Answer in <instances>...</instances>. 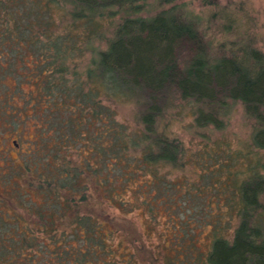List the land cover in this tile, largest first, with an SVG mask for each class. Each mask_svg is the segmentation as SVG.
Listing matches in <instances>:
<instances>
[{
  "label": "trees",
  "instance_id": "16d2710c",
  "mask_svg": "<svg viewBox=\"0 0 264 264\" xmlns=\"http://www.w3.org/2000/svg\"><path fill=\"white\" fill-rule=\"evenodd\" d=\"M148 1L0 0V81L13 79L10 98L24 104L26 118H31L27 104L33 114L43 109L71 116L54 118L56 135L48 138L53 154L45 155L46 163L36 161L30 169L25 161L19 171H36L42 201L28 200L25 212L36 219L30 228L20 224L21 217L9 220L0 214V264H135L133 252H118L119 245H112L117 232L109 221L80 212L87 206L83 195L88 180L97 182L96 194L107 189L109 207L121 212L130 203L116 200L113 178L101 179L89 159L70 161L77 144L93 158L104 156L121 176L134 161L141 168L174 166L185 150L162 126L174 102L192 106L195 127L218 130L233 102L253 121L252 146L264 149V53L247 40L214 45L200 29L199 18L187 13L180 0H157L154 15H134ZM54 9L63 11L60 19ZM119 12L120 20L105 36L102 21ZM57 19L70 24L62 34ZM78 24L92 29L89 35L103 39L106 46L83 74L70 69L71 60L80 57L70 28ZM23 85L35 91L24 92ZM102 96L134 104L141 126L138 136L124 138L114 129V112L100 105ZM77 116L83 118H73ZM99 116L109 124L101 142L100 137L86 136L92 118ZM234 190L237 200L228 205L237 220L233 231L215 224L203 250L183 233L176 245L187 246H174L182 258L190 257L194 264H264V176L250 171Z\"/></svg>",
  "mask_w": 264,
  "mask_h": 264
},
{
  "label": "rangeland",
  "instance_id": "374dc122",
  "mask_svg": "<svg viewBox=\"0 0 264 264\" xmlns=\"http://www.w3.org/2000/svg\"><path fill=\"white\" fill-rule=\"evenodd\" d=\"M180 1L187 13L199 18L200 29L214 45L247 40L264 53V0ZM158 9L157 0H149L143 10L134 15L149 17ZM54 12L60 19L63 11L54 9ZM121 15L119 12L114 18L102 21L101 31L105 36H110ZM59 19L57 22L62 34L70 24ZM70 28L77 36L75 39L78 41L74 44L80 49V57L71 60L70 69L83 74L96 57V52L105 50L106 46L103 39L89 35L92 29L86 25L78 24L76 28ZM87 35L90 39H86ZM55 67L53 65L50 70L53 71ZM67 79L70 81V77ZM13 85L11 78L0 81V214H5L8 219L15 215L21 217L20 224L24 225L25 222L30 228L36 219L32 212L27 214L25 209L30 201L40 204L42 197L37 190L36 171L21 175L19 171L27 165L25 161L30 169L36 161L46 163L45 155L53 154V144L48 138L56 135L52 130L54 118L62 120L71 116L64 113L56 116L43 109L33 114L31 104H27L26 113L31 118H26L22 112L24 104L16 97L10 98ZM22 88L24 92L35 91L28 85ZM229 104V114L223 119L222 129L218 130L212 126L195 127L192 106L183 101L174 102L162 121L164 132L170 138L178 139L185 150L182 159L174 166L141 168L134 161L121 176L104 156L93 158L88 150H82L78 144L75 151H71V162L89 159L101 179L113 178L112 194L116 200L130 203L121 212L109 207L105 199L107 189H101L96 194L94 189L97 182L88 180V190L83 195L87 199V206L82 207L80 212L109 221L117 232L112 245H119L118 252H133L135 264H166L170 260L174 264H194L193 259L182 258L174 249V246H181L182 249L187 246V243L176 245L177 242L181 243L179 236L186 234L203 250L211 240L215 224L228 233L233 231L237 220L235 212L228 205L237 200L234 186L250 171L264 176V149L252 146L253 121L245 115L243 107L239 103ZM100 105L114 112L113 127L124 138L138 136L141 126L135 118V106L131 101H115L102 96ZM12 113L15 115L12 116ZM92 121L87 138L95 136L100 137L99 142L105 140L102 135L107 133L109 127V124H104L107 119L99 116L92 118ZM132 154L137 158L139 153ZM15 189L19 191L15 192ZM24 191L28 194L20 195ZM261 226L264 231V220Z\"/></svg>",
  "mask_w": 264,
  "mask_h": 264
}]
</instances>
